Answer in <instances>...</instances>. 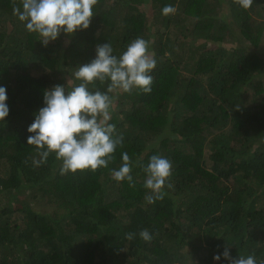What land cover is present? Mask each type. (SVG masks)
<instances>
[{"label":"trees","instance_id":"trees-1","mask_svg":"<svg viewBox=\"0 0 264 264\" xmlns=\"http://www.w3.org/2000/svg\"><path fill=\"white\" fill-rule=\"evenodd\" d=\"M19 4L0 0V264H229L213 260L225 249L264 261V0H98L87 30L47 46ZM137 37L157 61L152 91L110 93L123 143L108 167L61 175L54 153L34 165L27 128L43 91L78 84L97 45L119 55ZM122 152L138 162L135 187L111 177ZM153 154L172 162L171 187L148 203L140 164Z\"/></svg>","mask_w":264,"mask_h":264},{"label":"clouds","instance_id":"clouds-1","mask_svg":"<svg viewBox=\"0 0 264 264\" xmlns=\"http://www.w3.org/2000/svg\"><path fill=\"white\" fill-rule=\"evenodd\" d=\"M239 7L248 10L253 0H233ZM98 0H20L19 6L13 7V14L24 23L29 33H35L43 45L55 41L63 34H73L87 30L92 17L96 14ZM176 11L171 4L161 8V14L168 16ZM95 57L86 64H81L72 73L79 83L68 86L56 84L43 91L42 106L34 112L33 122L27 131V144L36 148L39 159L33 164L39 166L47 161L51 153L60 161L59 172L96 171L107 168L113 159L123 137L115 135V125L111 123L113 98L117 92L130 93L139 89L144 93L152 91L153 76L150 74L157 61L149 50V41L137 37L127 44L119 54L109 42L96 46ZM97 82L105 85L104 91L96 87ZM89 85H92L90 88ZM8 94L5 86L0 85V123L5 122L10 114L7 103ZM119 168L110 169L111 177L117 182L127 181L129 187H135L131 174L134 163L126 152L121 153ZM145 179L144 188L151 191L146 197L148 203L162 200L164 188L172 175V162L162 155L153 154L148 163L140 164ZM134 233H127L132 239ZM144 241L151 240L146 229L138 233ZM221 257L229 264H258L253 255L233 259L228 249L214 254L213 260ZM264 264V261L259 262Z\"/></svg>","mask_w":264,"mask_h":264},{"label":"rangeland","instance_id":"rangeland-1","mask_svg":"<svg viewBox=\"0 0 264 264\" xmlns=\"http://www.w3.org/2000/svg\"><path fill=\"white\" fill-rule=\"evenodd\" d=\"M167 53V52H166Z\"/></svg>","mask_w":264,"mask_h":264}]
</instances>
